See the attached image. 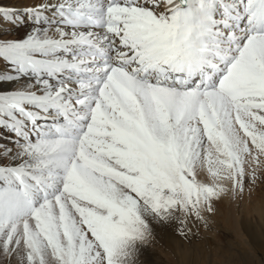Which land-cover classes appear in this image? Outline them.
<instances>
[{"label": "snow or ice", "instance_id": "snow-or-ice-1", "mask_svg": "<svg viewBox=\"0 0 264 264\" xmlns=\"http://www.w3.org/2000/svg\"><path fill=\"white\" fill-rule=\"evenodd\" d=\"M258 182L264 0H0V264H135Z\"/></svg>", "mask_w": 264, "mask_h": 264}, {"label": "rangeland", "instance_id": "rangeland-1", "mask_svg": "<svg viewBox=\"0 0 264 264\" xmlns=\"http://www.w3.org/2000/svg\"><path fill=\"white\" fill-rule=\"evenodd\" d=\"M197 178L202 182L211 180L206 169L198 170ZM255 204L264 211V183L258 182L250 190L246 188L242 196L226 194L217 203L216 209H231L232 217L236 216L232 210H236L239 218L236 224H239L241 232L236 234L231 229L224 228L219 216L215 218V224L209 216L208 227L203 222L189 219L187 227L192 232L191 244L177 235V221L170 224L162 221L158 223L153 216L145 215L144 219L151 227L153 238L146 246H136L139 255L135 264H264V214L257 217L253 211ZM246 213L249 214V229L243 228L241 220ZM178 216L182 218L181 214ZM251 250L255 251L254 255L250 254ZM183 253L186 255L182 260L180 256Z\"/></svg>", "mask_w": 264, "mask_h": 264}, {"label": "bare ground", "instance_id": "bare-ground-1", "mask_svg": "<svg viewBox=\"0 0 264 264\" xmlns=\"http://www.w3.org/2000/svg\"><path fill=\"white\" fill-rule=\"evenodd\" d=\"M257 204V203H256ZM256 204L254 205V207H253V211L256 213V215H257V217H259V214H264V211H262V210H260L259 209V205L258 206H256ZM217 205V204H216ZM220 205V204H219ZM221 208V207H220ZM217 209L216 210V213L214 214V215H211V218L213 219V221L212 222H214L215 221V218L217 219V217L219 216L220 217V219H222L221 221L223 222V225H224V228H226V229H231L232 230V232H235L236 234H238V233H240L241 231H240V227H239V224H236V222H238V220H239V218L237 217L238 215L235 213V211L234 210H232V212H233V214L234 215H236V216H231V209L229 210V209H227V208H224V209ZM238 210V209H237ZM247 215H249V214H245V216H244V218H242L241 220L243 221V228H245V229H249V227H248V217H247ZM231 217H232V219H231ZM211 219V220H212ZM231 219V220H230ZM210 220V219H209ZM217 221H219V220H217ZM211 225L213 224V223H210ZM214 224H215V222H214ZM217 224V223H216ZM221 226V225H220ZM217 227H218V225H217ZM222 227V226H221ZM212 229V228H211ZM217 230V229H216ZM176 238V237H175ZM173 240V239H172ZM170 241V240H169ZM171 245H173V243H171ZM178 246V245H177ZM186 248V247H185ZM175 249V248H174ZM177 249V248H176ZM172 252V251H171ZM179 252H181V251H179ZM182 252H185V251H182ZM185 253H183L180 257H181V259L183 260L184 258H185ZM179 257V258H180Z\"/></svg>", "mask_w": 264, "mask_h": 264}]
</instances>
